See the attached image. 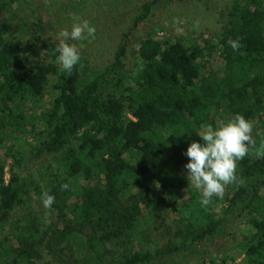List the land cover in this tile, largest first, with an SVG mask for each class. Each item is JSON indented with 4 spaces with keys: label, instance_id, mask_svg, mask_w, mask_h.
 <instances>
[{
    "label": "trees",
    "instance_id": "1",
    "mask_svg": "<svg viewBox=\"0 0 264 264\" xmlns=\"http://www.w3.org/2000/svg\"><path fill=\"white\" fill-rule=\"evenodd\" d=\"M20 1L0 0V124L25 134L26 105L39 103L51 89L49 107L31 124L42 128L28 158L49 155L54 162L42 181H30L20 174L27 154L6 150L12 164L6 182L0 162V264H37L41 247L65 262L76 247V264H166L163 260L213 243L227 216L238 210L250 228L240 244L244 262L264 264V158L250 153L238 161L244 183L230 184L228 194L212 197L207 207L200 203L202 189L178 182L190 143H204L198 135L204 126L217 128L213 114L222 112L228 121L242 114L254 121L264 113V0H243L228 11L219 39L222 77L203 72L205 54L198 44L187 47L179 39L151 35L139 45L141 66L128 67L133 33L160 5L174 1L149 0L120 35L109 63L86 80L82 57L71 74L62 71L58 42L41 38L38 26L31 28L34 42L23 40L16 29H27L26 23L16 26L7 18ZM237 38L240 47L234 51L228 41ZM260 129L257 148L264 141V122ZM2 136L0 131V145ZM80 178L95 183L84 185ZM62 184L69 189L62 190ZM156 185L188 192L176 210L184 242L157 252L137 251L133 235L141 205ZM43 191L55 196L51 210L58 222L43 228L36 219L16 224L11 244L5 238L7 214L23 198H41ZM219 206L226 207L223 215Z\"/></svg>",
    "mask_w": 264,
    "mask_h": 264
},
{
    "label": "rangeland",
    "instance_id": "2",
    "mask_svg": "<svg viewBox=\"0 0 264 264\" xmlns=\"http://www.w3.org/2000/svg\"><path fill=\"white\" fill-rule=\"evenodd\" d=\"M149 0H21L14 7V12L7 18L13 19L18 26L26 23L27 29H16L23 40L31 44L34 42L33 30L38 26V35L41 38H53L57 40L58 33L67 29L72 30L74 24L82 20H88L95 27L94 36H87L82 40H69L75 44L83 59V80L91 78L101 72L112 59L122 32L132 24V20L139 8ZM243 0H174L170 4H162L154 14L143 23L134 33L128 57V67L137 70L141 66V60L137 55L140 42L146 36L151 35L160 41L169 40L174 42L181 40L190 47L198 44L204 50L203 72L208 74L215 71L222 77L225 68L224 55L219 42L227 21L228 11L236 3ZM25 25V26H26ZM28 46V45H27ZM51 89L49 94L39 101L26 105L27 131L13 132L7 122L0 124V131L3 132V144L0 145V162L4 168L5 180L8 182L11 177L10 158L5 152L8 148L13 151H21L26 159L20 171L22 177L30 181L39 182L45 177L44 171L52 165V156L45 155L36 161L30 160L29 149L34 145L35 137L41 131L39 125L33 129L32 122L40 116L44 108H48L52 98ZM2 116V113H0ZM216 127L227 123L226 116L219 112L213 114ZM30 122V123H29ZM252 136H258L262 130L264 113L260 118L255 119ZM29 123V124H28ZM206 125L203 131L206 130ZM185 167L179 172V183H188L195 190L191 181L187 180ZM81 184H94L95 182L85 181L80 178ZM230 185L225 187L224 195L229 192ZM188 192L183 189L179 192L175 187L163 188L159 185L153 187L147 204L141 205L140 227L133 235L134 248L137 251L157 252L184 242V237L178 235L180 228L177 209L185 203ZM225 206H219L218 212L224 214ZM239 210L227 216V224L224 231L206 246L195 247L193 252L182 257H170L163 260L166 264H202L204 261L218 262L225 264H246L244 255L241 252L240 244L244 235L250 233V228L239 217ZM30 219H36L41 228L54 224L57 215L51 208H45L40 197L32 194L19 201L16 208L7 214L6 233L9 242L15 243L12 237V227L16 224L24 226ZM110 246V244L108 245ZM201 252L202 254H199ZM78 254L77 248L65 258L67 262L54 257L45 247L39 248V259L37 264H76L75 258ZM119 256V255H118ZM111 255L112 257H118ZM63 256L62 258H64ZM25 264V262L21 263ZM78 264V263H77Z\"/></svg>",
    "mask_w": 264,
    "mask_h": 264
},
{
    "label": "clouds",
    "instance_id": "3",
    "mask_svg": "<svg viewBox=\"0 0 264 264\" xmlns=\"http://www.w3.org/2000/svg\"><path fill=\"white\" fill-rule=\"evenodd\" d=\"M85 34H95V27L88 20L74 24L70 32L63 29L58 33L59 43L55 52L59 53L57 60L62 71L71 74L73 68L80 63L79 48L68 41L82 40ZM228 43L234 51L240 47L239 38L235 41L230 39ZM253 127V121L247 120L242 114H236L227 123H222L215 129L209 125L199 133L203 144L193 141L188 146L184 153L189 160L184 166L186 176L195 188L202 189V206L207 207L214 196L223 198L227 185L244 183L243 178L237 175L238 161L250 153L257 158H264V141L257 148L252 136ZM69 187V184L61 185L62 190H68ZM41 200L45 208H51L55 203V196L49 194V191H43Z\"/></svg>",
    "mask_w": 264,
    "mask_h": 264
}]
</instances>
